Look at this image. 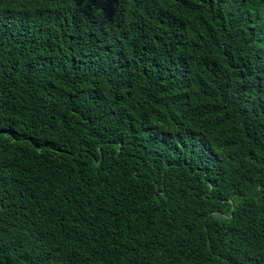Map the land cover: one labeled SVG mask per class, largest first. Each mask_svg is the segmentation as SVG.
I'll return each mask as SVG.
<instances>
[{"label":"trees","instance_id":"obj_1","mask_svg":"<svg viewBox=\"0 0 264 264\" xmlns=\"http://www.w3.org/2000/svg\"><path fill=\"white\" fill-rule=\"evenodd\" d=\"M0 264H264V0H0Z\"/></svg>","mask_w":264,"mask_h":264}]
</instances>
